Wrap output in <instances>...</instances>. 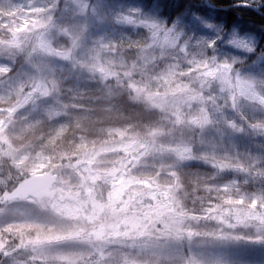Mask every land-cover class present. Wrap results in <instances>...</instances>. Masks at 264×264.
I'll use <instances>...</instances> for the list:
<instances>
[{"label": "clouds", "instance_id": "clouds-1", "mask_svg": "<svg viewBox=\"0 0 264 264\" xmlns=\"http://www.w3.org/2000/svg\"><path fill=\"white\" fill-rule=\"evenodd\" d=\"M0 264H264V0H0Z\"/></svg>", "mask_w": 264, "mask_h": 264}]
</instances>
